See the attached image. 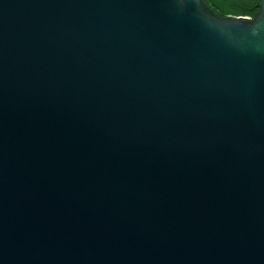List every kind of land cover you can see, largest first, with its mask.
<instances>
[{
	"label": "water",
	"instance_id": "water-1",
	"mask_svg": "<svg viewBox=\"0 0 264 264\" xmlns=\"http://www.w3.org/2000/svg\"><path fill=\"white\" fill-rule=\"evenodd\" d=\"M0 264H264V0H0Z\"/></svg>",
	"mask_w": 264,
	"mask_h": 264
},
{
	"label": "flooded vegetation",
	"instance_id": "flooded-vegetation-1",
	"mask_svg": "<svg viewBox=\"0 0 264 264\" xmlns=\"http://www.w3.org/2000/svg\"><path fill=\"white\" fill-rule=\"evenodd\" d=\"M206 6L218 17H239L238 13L228 8V3L231 0H202ZM257 2V1H256ZM256 7V4H255ZM255 13V12H254Z\"/></svg>",
	"mask_w": 264,
	"mask_h": 264
},
{
	"label": "trees",
	"instance_id": "trees-1",
	"mask_svg": "<svg viewBox=\"0 0 264 264\" xmlns=\"http://www.w3.org/2000/svg\"><path fill=\"white\" fill-rule=\"evenodd\" d=\"M256 1L257 0H231L228 3V8L241 16L252 17L254 12H256Z\"/></svg>",
	"mask_w": 264,
	"mask_h": 264
}]
</instances>
